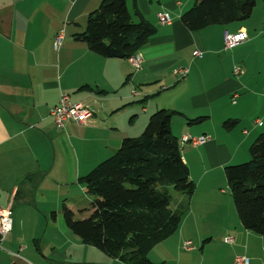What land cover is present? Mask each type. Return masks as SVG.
<instances>
[{
  "label": "crops",
  "instance_id": "obj_1",
  "mask_svg": "<svg viewBox=\"0 0 264 264\" xmlns=\"http://www.w3.org/2000/svg\"><path fill=\"white\" fill-rule=\"evenodd\" d=\"M158 1L155 6L154 0H137L158 27L138 51L144 61L137 69L129 58L95 53L78 37L101 0H0V209L10 208L13 218L0 263L125 264L85 243L67 226L62 208L51 209L48 202H76L74 181L111 156L125 137L146 127L159 108L182 112L172 124L180 139L185 134L209 139L182 146L196 190L191 196L174 193L172 206L188 211L180 229L154 247L150 257L180 264V244L204 237L200 230H185L188 222L198 226L196 202H226L222 195L227 197L230 184L225 167L245 160L264 132V0L245 20L197 31L181 20L193 0ZM160 13L169 14L172 22L161 23ZM242 30L248 39L225 50V34ZM61 32L63 42L56 49ZM197 49L202 55H194ZM179 67L189 68L186 77L174 72ZM236 67L241 71L236 73ZM64 92L73 102L88 105L92 118L58 126L50 112ZM198 116L206 119L194 126L185 122ZM229 118L238 120L231 128L224 126ZM233 232L229 244L235 250L245 247L252 264H262L264 236L242 222Z\"/></svg>",
  "mask_w": 264,
  "mask_h": 264
},
{
  "label": "trees",
  "instance_id": "obj_2",
  "mask_svg": "<svg viewBox=\"0 0 264 264\" xmlns=\"http://www.w3.org/2000/svg\"><path fill=\"white\" fill-rule=\"evenodd\" d=\"M258 0H193L181 15L193 31L249 18ZM133 20L127 0H101L78 34L104 57L130 58L145 46L158 27L134 2ZM182 112L160 108L139 136H128L109 157L81 179L92 195L91 215L82 219L63 203L67 226L81 239L125 264H163L150 252L181 227L185 208L172 206L174 193L191 196L196 182L184 161L181 139L173 132V116ZM206 116L188 118L200 123ZM237 119L229 118L231 128ZM249 161L225 167L232 197L243 226L264 236V132L250 146ZM55 215V212H53Z\"/></svg>",
  "mask_w": 264,
  "mask_h": 264
},
{
  "label": "rangeland",
  "instance_id": "obj_3",
  "mask_svg": "<svg viewBox=\"0 0 264 264\" xmlns=\"http://www.w3.org/2000/svg\"><path fill=\"white\" fill-rule=\"evenodd\" d=\"M129 5L133 15V20L137 21L138 18L134 15L132 8L133 7L132 0H129ZM154 5L155 6L160 5L159 1L154 0ZM185 122L188 124V120H186ZM140 123H142V120L139 121L136 126H139ZM194 125H196V123L192 124V126ZM179 127L180 125L176 124V130L179 129ZM144 129L145 127L140 128L139 130H137L139 132H136L137 134H133V136L131 137L139 136L144 131ZM250 159H251V155H249L245 160H242V162L240 163L249 161ZM82 177L83 176L79 177L78 181H74V185L72 186V193L75 194L74 197H76V202H66V203H71L72 205H76V209H75L76 217L79 219L91 215L92 202L94 198L92 195L87 193L85 183L81 179ZM230 188L225 187L226 191L228 192L227 197H224L222 195L223 201L226 202H196L197 210L193 218H196L197 222L199 221L198 226H196L192 222H188L185 227V230H187L188 232H192V231L197 232L196 230H200L201 232L204 233V237L198 241L195 238H191L192 241L191 246L195 248L194 251H190V250L188 251L186 247L180 244L179 250L182 256V260L180 264H236L235 259L238 255L247 254V249L245 247H243L242 249L237 248L238 250H235L229 243L224 241L225 236L227 235L233 236L234 233L233 230L235 228V225L241 224V220L236 205L234 203L233 197L231 195ZM53 194L54 192L52 191H49L48 193L50 197ZM64 199L65 198H63L61 202H48V203L50 207H52L51 209L55 208L54 210L59 211L60 208H62ZM216 200L219 201L220 198L218 197ZM229 200H231L232 202H228ZM172 204L173 205L175 204L174 200ZM50 217L52 218L51 220L53 221L54 218L52 217L51 212H50ZM61 220L63 221L62 217ZM12 229L9 231L7 236L12 232ZM49 232L51 233L52 229H49ZM45 242H47V240H45ZM259 247H260L259 251L261 255L264 256L263 245H260ZM156 252H160V251H156ZM160 253L162 256H164V253L162 251ZM13 260L20 263V260L17 258H14ZM7 263L11 264V262H7ZM7 263L2 261L0 264H7ZM169 263L175 264L174 262H170V261Z\"/></svg>",
  "mask_w": 264,
  "mask_h": 264
},
{
  "label": "built area",
  "instance_id": "obj_4",
  "mask_svg": "<svg viewBox=\"0 0 264 264\" xmlns=\"http://www.w3.org/2000/svg\"><path fill=\"white\" fill-rule=\"evenodd\" d=\"M161 23H171L172 18L167 13L159 14ZM64 38L63 32L56 36L55 40V48L59 49L62 45ZM246 39H248V34L246 31H239L237 33H229L227 32L224 37V48L225 50L231 49L241 43H243ZM194 55L200 56L202 55V51L199 49L194 51ZM129 60L131 63L137 68H141L144 58L141 53H135L132 55ZM236 73L240 72L241 69L236 67ZM174 72L179 75V77H186L189 73V68L187 67H179L174 70ZM51 115L54 118L56 124L60 127H63L67 121H74L78 124H84L93 116V110L86 104L81 102H73L70 98L69 93H62L59 103L51 109ZM258 124H263L262 120H257ZM208 136L195 137L191 134H185L181 138V146L185 144L198 145L204 144ZM13 228V218H12V210L9 209H0V248H3L2 243L9 233V231ZM224 240L228 243L234 242L233 236H226ZM191 241L185 242V247L188 250L193 249L191 246ZM238 264H252L251 258L248 255H239L235 259ZM28 264H33L32 262H28ZM264 264V263H262Z\"/></svg>",
  "mask_w": 264,
  "mask_h": 264
}]
</instances>
